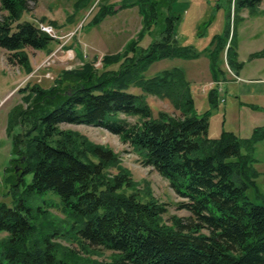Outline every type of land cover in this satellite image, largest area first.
<instances>
[{
  "label": "trees",
  "instance_id": "1",
  "mask_svg": "<svg viewBox=\"0 0 264 264\" xmlns=\"http://www.w3.org/2000/svg\"><path fill=\"white\" fill-rule=\"evenodd\" d=\"M29 1L0 0V47L9 64L27 73L32 66L26 48L51 51L55 41L34 21L19 20L29 10ZM261 1L235 0L240 8L252 9ZM173 2L136 0L125 5L137 7L141 27L120 52L104 55L100 68L82 59L81 65L61 70L47 88L26 87L25 105L9 110L5 130L13 157L5 170L11 172L12 186L24 185L26 197L13 189V206L0 202V233L6 234L0 236V264H264V183H258L255 156L264 125L249 136L223 130L211 138L208 110H197L180 68L145 75L155 61L198 55L177 40L180 14L171 11ZM114 6H100L94 23L113 13ZM160 20L161 36L141 46ZM207 54L209 71L218 82L213 50ZM250 56H264V48ZM147 94L169 98L180 113L159 111L155 116ZM208 94L216 98V89ZM62 123L101 125L118 134L144 165L187 199L178 207L190 214L172 215L167 223L165 203L153 197L148 186L138 187L117 152L62 128ZM27 173L32 174L29 183L24 181ZM48 192L56 194L62 210L75 219L81 246L87 242L112 250L110 260L83 257L70 247L60 255L52 240L55 231L35 234L33 208L25 202ZM36 209L45 212L40 205Z\"/></svg>",
  "mask_w": 264,
  "mask_h": 264
},
{
  "label": "rangeland",
  "instance_id": "2",
  "mask_svg": "<svg viewBox=\"0 0 264 264\" xmlns=\"http://www.w3.org/2000/svg\"><path fill=\"white\" fill-rule=\"evenodd\" d=\"M174 3L171 11L180 14L176 27L177 40L198 55L190 59L174 57L155 61L145 75L152 76L173 66L182 68L184 74L187 71V77L194 76L193 80L187 81L195 107L199 112L208 110V135L218 138L223 130H227L240 136H249L252 124H264V113L260 114L258 121L241 110L237 113L234 98L237 85L229 77L231 72L239 70L241 74H264V56H250L264 48V0L253 9L240 8L235 0H174ZM108 4L115 5L114 12L105 15L99 23H94L100 6ZM160 8L162 14L167 13L164 4ZM19 20H32L38 26H51L55 41L51 44V51L26 48L32 66L28 73L9 64L6 50L0 47V202L8 206L14 204L11 190H17L18 196L26 197L24 185L17 182L16 186H12L11 172L5 170L10 167L9 160L13 157L12 140L5 130L9 110L14 106L25 105L22 97L28 92V87L34 84L46 88L53 85L61 70L81 65L82 59L91 60L95 67L100 68L102 57L120 52L141 27L137 7H126L120 0H30L29 10L23 12ZM162 26L160 20L156 30L140 42L141 46L145 47L158 39ZM220 42L225 45L222 49ZM209 50H213L216 58L215 66L219 70L217 78L220 79L218 82H214L211 74H208ZM213 87L216 89V98L210 99L208 92ZM130 90L140 93L135 87ZM4 91L6 97L2 100ZM146 100L155 116L159 111L173 115L180 113L167 97L147 94ZM126 118L130 122L135 121V117ZM61 127L77 130L90 140L107 145L117 152L122 165L130 170L132 177L138 182V187L146 190L148 186L151 195L165 203L163 218L167 223L172 215L187 217L190 214L185 208L178 207V203L187 199L174 191L167 178L151 166L144 165L118 134L101 125L62 123ZM255 156L258 159L256 167L260 171L258 183L262 187L264 139L256 144ZM31 177V173L25 174L24 181L29 183ZM46 202L52 204L47 205ZM25 203L33 208L37 236L45 232H56L52 240L56 247L59 245L60 255L62 250L70 247L90 259L104 261L112 258L114 251L100 245L82 242L84 246H81L75 233L78 229L75 219L62 210L60 198L53 192L39 195L35 199L27 198ZM37 205L45 212L36 209ZM4 235L6 234L0 233L1 237Z\"/></svg>",
  "mask_w": 264,
  "mask_h": 264
},
{
  "label": "crops",
  "instance_id": "3",
  "mask_svg": "<svg viewBox=\"0 0 264 264\" xmlns=\"http://www.w3.org/2000/svg\"><path fill=\"white\" fill-rule=\"evenodd\" d=\"M115 1V0H114ZM119 1V0H116ZM136 0H120L124 5L134 3ZM183 3V2H181ZM175 3L173 2L172 6ZM187 4V3H183ZM127 7V6H126ZM136 7V6H135ZM177 67V66H173ZM180 68V67H178ZM182 70V68H180ZM183 71V70H182ZM186 79L188 81L193 80L192 77H187V71H185ZM208 74L209 67H208ZM233 80V84L237 85L234 91V98L237 102L236 111L237 113L241 110L242 112L248 113L253 117L254 121L260 119V114L264 113V74L251 75V74H241L240 70L238 72H231L229 77ZM6 92L4 91L2 100L6 97ZM1 100V101H2ZM252 130L260 124H252ZM264 125V124H261ZM251 130V131H252Z\"/></svg>",
  "mask_w": 264,
  "mask_h": 264
},
{
  "label": "built area",
  "instance_id": "4",
  "mask_svg": "<svg viewBox=\"0 0 264 264\" xmlns=\"http://www.w3.org/2000/svg\"><path fill=\"white\" fill-rule=\"evenodd\" d=\"M39 27L41 30H43V31L47 32L48 34H50L51 36L55 37V35L53 33V28L51 26L40 24Z\"/></svg>",
  "mask_w": 264,
  "mask_h": 264
},
{
  "label": "bare ground",
  "instance_id": "5",
  "mask_svg": "<svg viewBox=\"0 0 264 264\" xmlns=\"http://www.w3.org/2000/svg\"><path fill=\"white\" fill-rule=\"evenodd\" d=\"M8 169V168H7Z\"/></svg>",
  "mask_w": 264,
  "mask_h": 264
}]
</instances>
